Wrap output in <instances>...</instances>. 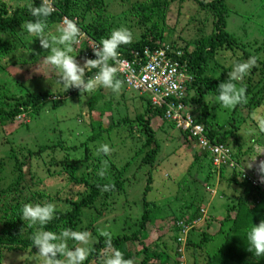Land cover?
Returning <instances> with one entry per match:
<instances>
[{
	"label": "trees",
	"instance_id": "trees-1",
	"mask_svg": "<svg viewBox=\"0 0 264 264\" xmlns=\"http://www.w3.org/2000/svg\"><path fill=\"white\" fill-rule=\"evenodd\" d=\"M172 1L52 0L54 11L46 18V33L49 40H51L53 36L59 35L58 28L63 26L66 21H74L79 28V33L70 45H62L61 47H70L71 52L69 54L75 56L77 63L82 65L85 59L95 58L92 46L96 45L98 47L100 40L106 38L112 30L125 27L132 33V41L119 46L117 49L119 60L133 62L132 56L134 52L136 50L141 51L146 46L145 50L139 54L140 57L136 58L135 62L131 64L132 67L140 69L144 65V61H148V54L152 55L156 51L155 46L165 41L163 32L166 26L167 11L170 9ZM195 1L197 5H194L192 17L188 22L190 24L191 21L195 22L199 36L196 40L186 42L182 46L181 51H176L178 53H168L162 57H158L161 67L169 71H175L171 76V82L176 88L170 90L165 96H162L163 103L158 105L153 103L151 94L146 95L144 92L136 93L141 99L138 102H142L143 109L141 111L136 112L133 118L125 114L121 120L112 122L105 129L101 128L100 122H91V126L97 125L100 128L92 127L94 132L87 138V141L101 138L102 132L109 131L112 128L122 127L127 131L129 136H133L135 132H138L141 137L145 138L139 147L140 150L129 160L125 161L120 170L127 172V168L133 164L135 157L145 150L143 149L144 147H148L149 150L145 151L139 168H142V166L149 168L154 161V156L160 150V144L156 138L158 127H152V125L156 122H160L162 127L168 124L183 137V144L189 151L192 147V152H195L193 158L194 165L195 163H199L202 169L205 167V163L206 168L211 169V172L215 174L221 168V178L223 180L226 179L228 190L224 191L225 193L221 192L220 196L226 200V203L232 205L225 208V215L218 226V233H222L223 227L226 224H228L227 230L223 233L215 255L207 253V259L204 264H264V256L258 257L254 251H249L247 241V230L251 223L256 224L259 220L264 219V182H261L262 174L260 173L259 175L258 185H255L252 180L239 175L236 170L227 171L224 166L217 169V167L213 166L210 158L211 154L208 151L214 144L226 145L229 147V150L231 149L232 159L240 164L246 158H250L254 150L252 147L244 148L240 143L239 137H234V126L226 123L227 126L224 128L217 120H214L215 115L212 114V109H205L202 106L199 117H196L192 113L193 111L195 112L198 105L205 103L204 98L207 93L212 94L217 99V87L227 79V74L231 71L233 60L243 61L250 56H254L257 64H259L257 54L261 48L248 51L244 49L246 47L243 45L237 47L234 37L230 36L226 31L228 7L225 0ZM40 3L41 0H27L23 5L17 4L11 7L6 1L0 0V42L3 40L7 41V43L0 45V58L17 52H27L29 50L33 52L29 56V59H26L24 62L16 59V62L13 61L9 64L12 65L8 67L11 71L8 73L6 71L3 75L4 79H0L5 82L4 84L0 83V105H2L0 106L1 126L12 124V120L23 116L22 119L20 118L22 122L18 126H21L22 129H28L29 124L38 120L40 118L39 115L46 108H48L50 114H57L58 103L61 102L62 105L64 103L62 99H67L69 109L72 108L75 112L77 106L72 105L75 99L77 97L80 99L81 95L86 94V92H80L78 89L71 87L64 90L60 85L54 87L51 91L40 85L36 86L34 91L27 84L37 82L33 78L25 77L31 72H36L38 66H45V64L49 66L40 69V72H43V68L49 69V74L46 78L56 79L59 74V69L53 68L43 59V57L50 54V51L42 48L39 40L31 36L23 28L25 21L35 19L31 16L29 4L38 6ZM206 23L211 24V30L208 35H203ZM190 28L192 26L188 27V29ZM223 52L231 53V65L227 66L230 59H224V56L222 57L221 55ZM219 55L224 59L227 67L220 65ZM161 67L158 69L164 70ZM2 68L5 69L4 65L0 64V70L4 71ZM95 71V69L86 71L85 78L92 76ZM41 75L38 77H43ZM248 75L250 80L234 83L237 86L241 83L246 86V99L243 103L238 104L236 108L244 106L247 110V117L250 119L253 111L260 109L262 106L264 107V62L256 74L258 75L257 78L254 79L256 75H253V71L251 74L248 72ZM116 78L121 81V88L127 85L126 81L117 73ZM87 107V111L80 114L81 117L88 115L95 108L93 102L90 101L87 103ZM110 109L109 105L106 104L103 112L106 113ZM186 110L191 111L194 119L196 117L197 122L202 125L201 134L189 137L190 130L187 129L186 133L183 132L182 128L177 126V121L172 118L174 114L184 118ZM124 111L127 113L126 110ZM243 121H246L245 118ZM29 139L30 141L27 143L25 149L18 151L14 149L10 150L9 158L13 162L11 163L9 172L3 173L2 169L4 168H0V193L7 190H17L20 184L23 187L27 185L28 190L22 198L23 201L28 202L30 199L41 203L45 195L39 190H34L35 187L42 185L39 184L41 176L36 175L32 171V166L38 165L40 170H46L48 177H52L55 173H51V169L56 168L57 163L63 169L68 183H71L72 186H82L83 189L88 191L87 194L76 193V195L74 194L75 198L67 199L68 202L75 204L72 210L66 212L55 211L54 219L46 225L35 224L25 231L24 227L22 228L20 225V220H17L14 225L6 229L4 239L0 240L2 248L15 250L24 254L23 257L27 260L30 256L29 260H34V255L32 256V254L38 252L35 247H32L30 237L38 228L52 231L53 228L61 226V222H65V227H69L72 230L76 229L77 226L80 227L93 214L85 215L83 210L92 208L105 193L100 191V186L111 184L113 186L111 190L113 191L115 188H120L122 182H118L116 179L113 183L106 182L104 176L97 174L99 170L98 165L94 166L91 175L88 174L85 178L71 180L68 178V172L74 168L77 162L70 158L68 152L76 148H68L59 141L40 143L32 138ZM202 141L205 142L206 147L202 145ZM56 151L57 153L58 151L62 152V158L58 161L52 154ZM85 155L87 161L91 162L93 160L91 153L87 150L85 151ZM199 156L203 159L202 162H200ZM196 171L199 172V170ZM211 172L207 173V176L201 174L205 187H194L189 185L187 181L184 183L187 189L193 190L192 196L185 206L190 211L188 216L185 210L182 209L179 213L168 219L165 214V224L169 230H172L174 233L180 232L184 235L178 240L179 242L177 241L178 245L174 249V255L178 259H176L175 264L180 263L179 260L183 257L182 253L185 251L184 249H190L192 252L197 250L204 251L206 244L213 240L209 235L201 232L197 234L199 241L196 242L194 240V244L192 242L193 236H187L189 231H193V234L195 231L197 232L203 222L204 218L200 214L203 212L200 205L203 201L202 196L205 198L206 194L203 189L206 190L208 187H212L208 178L211 176ZM147 176H150V172H148ZM193 178L196 179L195 176ZM8 180L9 183L4 187L2 183ZM43 181L45 180L43 179ZM147 183L149 184L150 181L147 180ZM181 186V184L177 185L176 194L174 195L175 200ZM148 190L150 188L146 187V190L143 191L140 197L144 204L142 210L143 216L138 221L135 220L131 227H129L131 233L117 234L112 239V245L121 251L123 258L126 260L133 262L139 260V264H170V252H168L170 247L164 244L162 249H159V245L163 244L162 242L160 243L162 235L160 234V236L158 235L152 240L147 235V224L154 223L156 218L159 217L152 215L155 204L152 201H148V197L146 196ZM79 194L81 197L78 199L76 197H79ZM198 194L200 195L199 197ZM179 198L184 201L183 197ZM12 199H2L4 203H7L6 206L3 204L5 214L14 210L18 212V209L22 207L17 202L19 198H17V201H15L16 198L14 197ZM198 201L199 203L196 205ZM193 206L194 209L192 210ZM14 215L18 216L19 212ZM188 227L191 229L189 230ZM85 228L87 226H83L82 230H85ZM172 238L176 242L177 237L172 236ZM106 253L110 254V249L106 248L104 241H99L98 244L92 247V251L83 264H89L91 260L95 259H97V264H102ZM101 255L103 256L101 257ZM60 259L63 260L64 257H60Z\"/></svg>",
	"mask_w": 264,
	"mask_h": 264
},
{
	"label": "rangeland",
	"instance_id": "rangeland-1",
	"mask_svg": "<svg viewBox=\"0 0 264 264\" xmlns=\"http://www.w3.org/2000/svg\"><path fill=\"white\" fill-rule=\"evenodd\" d=\"M1 1H6L11 7L17 4L23 5L27 2V0ZM196 3L195 0H173L171 2L169 13L166 18L168 28V30H166V37L168 41L179 42L183 45L188 41L196 40L199 36L195 22L191 21V24L188 22L192 17V10L194 5H197ZM226 5L228 7L226 31L230 36L234 37L237 47L243 45L246 47L244 49L248 51L261 48L257 54L259 64L256 62L249 71L250 74L253 71V75H256L264 62V0H226ZM190 26H192V28L188 29ZM210 30L211 24L206 23L203 35H208ZM4 43H7V41H1L0 45ZM31 54H33V52L29 50L27 52H17L0 58V64L5 67V69L2 68L4 71L0 70V79H4L3 75L6 71L7 73L11 71L8 67L12 65L9 64L13 61L16 62L18 59L24 62L26 59H29ZM230 54L229 52H223V54H221L222 57L224 56V59H230V62L227 63L228 65L224 63V59L220 55L218 56L220 65L224 67L226 65H231L232 60ZM42 67L49 66L46 64L45 66H38L36 72H31L25 77L30 79L33 78V80L37 82H30L27 84L34 91V88L40 85H43L48 91H51L54 87L59 85H56L54 82L55 78H46L49 74L48 68H43V72H40ZM40 74H42L41 76L43 77H38ZM248 76L249 75L246 74L243 81L250 80ZM257 76L258 75L254 76V79L257 78ZM0 83L4 84L5 82L4 80H0ZM121 94L123 95L122 97ZM62 100L64 103L63 105L61 102L58 103L57 114H50L48 108H46L45 111L39 115L40 118L38 120L29 124L28 129H22L21 126H18V124L22 122L20 118L22 119L23 116H20L19 119L12 120V124L6 126L0 125V168H4L2 169L3 173L9 172L11 163L13 162L10 161L11 159L9 158L10 150L14 149L18 151L20 149H25L27 143L30 141L29 138L37 140L40 143L46 141H59L68 148H76L68 152L70 158L77 162L74 168L69 170L68 178L71 180L85 178L88 174L91 175L94 166L98 165L99 170L97 174H99L100 170H103V176L106 182L113 183L116 179L118 182H122V186L120 188H115L113 191L110 190L105 192L104 194L106 195L103 194L92 208L84 209L83 213L85 215L93 214L80 227L77 226L75 230L84 231L82 227L87 226L85 230L90 233L89 245L91 248L98 244L99 241L105 240V238L100 235V231L104 229L112 233V239L119 233H131L129 227H131L135 220L138 221L143 216L142 210L144 204L140 197L143 191L146 190V187H149L150 190L146 192V196L148 197V201H152L155 204L152 215L159 217L156 218L154 223L147 224V235L150 237V240L155 239L158 235L160 236V234L162 235L160 243L162 242L163 244L159 245V249H162L164 244L168 245L170 247L168 250V252H170V264H175L177 258L174 255V249L178 245V239H181L184 235L180 232L174 233L172 230H169L165 224V214L168 219L179 213L182 209L185 210L188 216L190 211L187 210L185 206L187 205L186 202L191 198L193 190L187 189L184 183L187 181L191 186L202 188L204 186L202 175L205 174L207 176V173L211 172V169L206 168L207 166L205 163V167L202 169L199 163H195L194 165L193 158L195 152H192V147L189 151L183 144V137L168 124L162 127L160 122H156L152 127H158L156 138L160 144V150L158 154L154 156V161L149 166L150 169L147 168V166L139 168L145 151L149 150L148 147H144L143 149L145 150H143L139 156L135 157L133 164L127 168L128 171L122 172L120 167L140 150L139 147L142 145L145 138L141 137L138 132H135L133 136H129L124 128L119 127L102 132L101 138L87 141V138L94 132L92 127L100 128L97 127V125L91 126L90 124L91 122H100L101 128L103 127V129H105L108 128L112 122L121 120L125 114L133 118L136 112L143 109L142 102H138V100H141L140 96L134 92H129V90L125 91L124 88L121 87L117 92L101 87L91 93L86 92L85 95H81L80 99L77 97L72 104L77 106L75 112L72 108L69 109L67 99ZM89 101L93 102L95 108L91 113L85 115L86 118L81 117L80 114L87 111V103ZM204 101L205 103H203V105H198L195 112L193 111L192 113L196 117H199L200 108L202 106H204L205 109H212V114L215 115L214 120H217L224 128L227 126L226 123H230L231 126H234V137H239L240 143L244 148L252 147L254 153L251 156V160L257 159L258 149L264 148V133H257L255 135L243 134V129L245 127L254 124V122L248 119L245 107L236 108L235 106L232 109H225L210 93L205 95ZM106 104H108L111 109L104 113L103 108ZM124 110H126L127 113H125ZM258 110L264 112V107L262 106L256 111ZM244 118L246 120L245 122L243 121ZM101 143H107L110 146L111 151L108 154L98 155L96 153V149ZM86 150L91 153L93 158L91 162L85 159ZM52 154L57 161L62 158L61 151H58V153L56 151ZM199 160L202 162L203 159L199 156ZM98 161H100V163H98ZM251 165L254 169L258 166L257 162H253ZM51 170V173L55 174H53L52 177H48L46 170H40L38 165L32 166V171L36 175L41 176L39 184H42L40 187H35L34 190H39L44 194L45 198L41 203H53L56 212L71 211L75 204L68 202L67 199L75 198L74 194L76 195V193L87 194L88 191L83 189L82 186H72L71 183H68V179L66 180L64 176L63 169L58 163L56 168ZM196 170H199V172ZM148 172H150V176H147ZM256 174H260L258 167ZM193 176H195L196 179H194ZM221 177L222 171L216 174L211 172V176L208 177L212 187H208L206 190L203 189L206 193L205 198L202 196L203 201L200 205L203 211V213H200L204 218L203 222L199 230L197 232L195 231L194 234L193 231H189L191 228L188 227L189 233L187 234V236H193V243L194 240L196 242L199 241L197 234L201 232L209 235L213 240L206 244L204 251L197 250L192 252L190 249H188L189 251L184 249L185 251L182 253L183 257L179 260V264H204L207 259V253L215 255L217 252L216 248L222 240L223 233L227 230L228 224L224 225L221 234L218 233V226L225 215V208L232 205L226 203V200L220 196L221 192L228 190L226 179L223 180ZM43 179L45 181H43ZM147 180L150 181L149 184ZM8 183L9 180L3 182L2 185L5 187ZM179 184L182 186L175 200L174 195L176 194L175 191ZM24 187L20 184L17 190H7L0 193V240L4 239L6 229L14 225L17 220H20V225L22 228L24 227L25 231L29 230V227L34 226V224L30 226L28 221L22 220V207L18 209V216L14 215L18 213L15 210L7 214L4 213L3 204L4 206L7 205V203H4L2 200L4 198L13 200L12 198L14 197L16 198L15 201L19 198L17 202L20 206H22V203H34V200L30 199L28 202L23 201L22 198L28 190L27 185H24ZM236 194L238 195L237 192ZM199 196L198 194V197ZM80 197L81 195L76 198L79 199ZM179 197H183L184 201L180 200ZM198 203L199 201L196 205H198ZM66 206H69L70 209ZM193 209L194 206L192 207V210ZM61 223V226L53 228L52 231L58 233L66 226L65 222ZM172 236L177 237L176 242L173 241ZM67 244L69 248L79 246L78 242L72 240H69ZM33 255L34 260H29L31 256L27 260L23 257L24 254H15L9 249L2 248L0 245V264H43V257L38 253L32 254V256ZM102 256L103 255H101V257ZM89 264H97V259L91 260ZM131 264H139V260H135L134 262L131 261Z\"/></svg>",
	"mask_w": 264,
	"mask_h": 264
},
{
	"label": "clouds",
	"instance_id": "clouds-1",
	"mask_svg": "<svg viewBox=\"0 0 264 264\" xmlns=\"http://www.w3.org/2000/svg\"><path fill=\"white\" fill-rule=\"evenodd\" d=\"M28 7L31 16L35 19L25 21L23 28L27 33L39 40L42 48L50 51V54L43 57V59L53 68L59 69L58 77L54 82L62 86L64 90L71 87L78 89L80 92L91 93L97 88L103 87L117 92L121 87V81L116 78V73L126 81L127 87H124L125 91L129 90V92L134 93L144 92L146 95L151 94L153 103L157 105L163 103L162 96H165L172 90L169 89L168 83L165 80V76L168 75L170 71L161 67L158 57H162L168 53H178L176 51H181L184 44L182 45L179 42L167 40V23L163 32V37L165 38L164 43L155 46L156 51H154L152 55L148 54V61L145 62L143 60L144 65L140 69L132 67L130 72L123 73L120 71L119 63L133 64L136 58L140 57L139 54L146 48L145 46L141 51L136 50L134 52L132 56L133 62L119 60V52L117 51L119 46L128 44L132 41V33L127 28L120 27L112 30L106 38L100 40L98 47L96 45L92 46L95 58L85 59L81 65L77 63L75 56L69 54L71 52L70 47H61L62 45H70L77 37L79 28L75 22L66 21L63 26L58 28L59 35L53 36L51 40H49L46 33V18L54 11L52 0H41L38 6L29 4ZM168 13L169 10L167 11V15ZM255 64L256 58L254 56H250L243 61L233 60L231 71L227 74V79L221 82L217 87V100L223 108L232 109L245 101L246 86L243 83L237 86L234 82L243 81L244 76L248 74ZM159 67L164 70L158 69ZM92 69L96 70L94 74L85 78V72ZM143 76L155 79L158 78V82L152 87H149L147 85L148 81L145 82L141 80ZM186 115L192 117L194 125L202 127V125L197 122L196 117L194 119L191 111L186 110ZM83 117L86 118V116ZM165 119L167 118L165 117ZM250 121L254 122V124H250L243 129L244 135L264 133V112L259 110L253 111L250 116ZM191 135L189 131L188 136L190 137ZM224 147L229 150V147L226 145ZM110 151L111 148L107 143H101L96 149L98 155L108 154ZM258 151L257 159L251 160V157L246 158L240 164L232 159L231 152L230 157L232 162L235 163V166H233V168L224 165L221 166H224L227 171L236 170V172L243 177H256L257 182L260 175L256 174L258 167L259 172L262 174L261 182H264V148H259ZM210 158L213 164L212 156ZM253 162H257L258 164L255 169L251 165ZM221 166L217 167V169ZM220 169L218 172H220ZM99 175H104L103 170H100ZM112 187L111 184H104L100 186V191L107 192L110 191ZM54 216L55 205L51 202L38 203V201H34V203H22V220L28 221L30 226L33 224L41 226L46 225L54 219ZM100 235L105 238L104 243L106 248L110 249V254H105L103 264H131L130 260L123 258V254L119 249L113 247L112 233L110 231L104 229L100 231ZM30 238L32 247H35L38 254L43 257V264H83L92 251L89 245L90 233L87 230L77 231L69 227H64L56 233L38 228ZM69 240L78 242L79 246L69 248L67 244ZM247 241L249 251H254L255 255L258 257L264 256V219L259 220L256 224L251 223L247 230ZM10 251L15 254H21L15 250ZM60 257H64V259L61 260Z\"/></svg>",
	"mask_w": 264,
	"mask_h": 264
},
{
	"label": "built area",
	"instance_id": "built-area-1",
	"mask_svg": "<svg viewBox=\"0 0 264 264\" xmlns=\"http://www.w3.org/2000/svg\"><path fill=\"white\" fill-rule=\"evenodd\" d=\"M119 68L120 71L123 73L130 72V69L132 66L130 64L126 63H119ZM174 70H171L168 75L165 76V80L168 83L169 89L174 90L176 86L171 82V76L174 73ZM132 76V75H131ZM142 81L147 82V85L149 87H152L154 84L158 82V78H149L146 76H143L141 78ZM172 118L177 121V126L182 128L183 132H186L187 129L190 130V133L192 135H198L201 134L202 132V127L199 125H194V120L190 116H185L184 118H181L180 115L174 114ZM202 145L206 147L205 142L202 141ZM208 151L210 152L212 158H213V165L216 167H219L221 165L228 166L230 168H233L235 166V163L232 162L231 157H230V152L229 150L222 146V145H214L211 146ZM227 157V158H226ZM250 180L254 182L255 185H258V182L256 180V177H248Z\"/></svg>",
	"mask_w": 264,
	"mask_h": 264
}]
</instances>
